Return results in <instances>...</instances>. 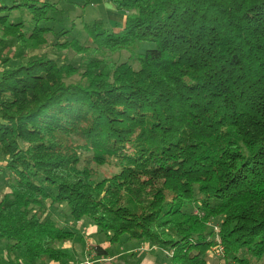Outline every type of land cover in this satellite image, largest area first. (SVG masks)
Segmentation results:
<instances>
[{
    "label": "trees",
    "instance_id": "obj_1",
    "mask_svg": "<svg viewBox=\"0 0 264 264\" xmlns=\"http://www.w3.org/2000/svg\"><path fill=\"white\" fill-rule=\"evenodd\" d=\"M109 1L127 11L119 29L94 18L58 43L76 66L11 62L56 33L58 7L0 0V47L15 46L0 69V264H72L63 245L86 221L107 238L96 257L126 236L172 251L166 264H212L220 245L223 264H264V0Z\"/></svg>",
    "mask_w": 264,
    "mask_h": 264
},
{
    "label": "rangeland",
    "instance_id": "obj_2",
    "mask_svg": "<svg viewBox=\"0 0 264 264\" xmlns=\"http://www.w3.org/2000/svg\"><path fill=\"white\" fill-rule=\"evenodd\" d=\"M56 3L58 9L51 13L53 18L44 22L46 25L53 27L56 30V33L48 32L47 42L38 47L25 46L21 55L19 57L17 56L16 59L15 57L11 58V62L16 61L17 59L27 61L32 56L40 57L47 54L57 58L59 63L68 62L78 66L81 62L82 54L80 52H75L70 47H60L58 43L65 42L67 39L72 38L73 35L80 33L84 34L83 27L85 22L91 21L94 18H103L107 27L115 30L123 25L126 18L127 11L124 9H118L109 0H56ZM63 28H67L70 32L69 36H66L61 32H59V34L57 33ZM10 40L11 39L6 40V42L8 41V46L3 50L0 47V69L4 66L3 59L6 56L12 57V55H15V46L14 44L12 45V41ZM108 54L114 59H130V51L126 49L116 52L108 51ZM8 63H10L9 60L5 65ZM4 163V158L0 153V168L5 167ZM98 169L104 175H107L116 168L111 162H108L105 165L98 166ZM4 173H0V193L9 190L4 184ZM65 208L66 206H62L61 209L57 210L58 212H55V217L60 223H63V219L65 218ZM70 223L74 225V221H70ZM207 225L211 228L214 227L217 230L216 232H218V217H210ZM68 227L71 230L76 229V232L78 233L72 236L63 245L65 251H67L70 256L69 259L72 264L83 262L87 256H90L93 260V264H166L170 261L169 256L166 255L167 250L162 248L150 249L148 248L149 246H145L147 244L140 248L138 247L140 244L138 241L134 239L131 241L126 240V236L116 244L117 249L115 252H117L118 255L106 258L96 257L95 253L91 249H87V247H89L91 243H97L101 240L105 245H108V243H106L107 238L96 231L97 229L95 228V225L86 221L85 223L81 222L75 225L73 229L72 226ZM80 236H83L84 239H81ZM0 246H3L1 242ZM131 252H133V254ZM209 253L212 264H223L220 262L221 258L218 254L213 253V255H211V250H209Z\"/></svg>",
    "mask_w": 264,
    "mask_h": 264
},
{
    "label": "built area",
    "instance_id": "obj_3",
    "mask_svg": "<svg viewBox=\"0 0 264 264\" xmlns=\"http://www.w3.org/2000/svg\"><path fill=\"white\" fill-rule=\"evenodd\" d=\"M167 253L171 254L172 251H167ZM214 253H216L218 255L222 254L223 253V246L220 245V246L216 247ZM82 263L93 264V260L90 258V256H87L83 262H78L76 264H82Z\"/></svg>",
    "mask_w": 264,
    "mask_h": 264
}]
</instances>
